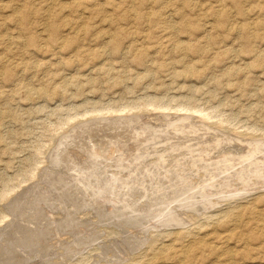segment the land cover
I'll list each match as a JSON object with an SVG mask.
<instances>
[{"label":"rangeland","instance_id":"rangeland-1","mask_svg":"<svg viewBox=\"0 0 264 264\" xmlns=\"http://www.w3.org/2000/svg\"><path fill=\"white\" fill-rule=\"evenodd\" d=\"M69 211L52 264H264V0H0V234Z\"/></svg>","mask_w":264,"mask_h":264},{"label":"bare ground","instance_id":"bare-ground-1","mask_svg":"<svg viewBox=\"0 0 264 264\" xmlns=\"http://www.w3.org/2000/svg\"><path fill=\"white\" fill-rule=\"evenodd\" d=\"M132 8H133V7H132ZM134 10H136V9H134ZM159 107H160V106H159ZM163 108H164V107H163ZM162 110H163V109H162ZM118 112H119V111H118ZM201 113H202V112H201ZM99 114H100V112H99ZM108 114H110V113H108ZM204 114H205V113H204ZM206 114H207V113H206ZM206 114H205V117H206ZM124 115H125V114H124ZM199 115H200V113H199ZM95 116H96V115H95ZM197 116H198V115H197ZM203 116H204V115H203ZM201 117H202V116H201ZM209 119H210V118H209ZM104 120H105V122L107 121L106 119H104ZM104 120H103V121H104ZM101 121H102V120H101ZM103 121H102V122H103ZM154 121H155V120H154ZM112 122H113V121H112ZM209 122H210V121H209ZM100 123H101V122H100ZM108 123H109V122H108ZM139 123H140V122H139ZM89 124H91V123H89ZM92 124H94V123L92 122ZM85 125H86V124H85ZM102 125H103V124H102ZM104 125H105V124H104ZM106 125H107V124H106ZM106 125H105V127H106ZM86 126H87V125H86ZM88 126H89V125H88ZM90 126H91V125H90ZM108 126H109V125H108ZM103 127H104V126H103ZM146 127H147V126H146ZM88 128H89V127H88ZM142 128H143V127H142ZM149 128H150V127H149ZM149 128H147V129H149ZM209 128H210V127H209ZM91 129H93V127H92ZM91 129L89 128V130H91ZM147 129H146V130H147ZM81 130H82V128H81ZM89 130H88V131H89ZM95 130H96V129H95ZM127 130H128V129H127ZM135 130H136V129H135ZM142 130H144V129H142ZM76 131H78V130H76ZM130 131H131V129H129V133H130ZM151 131H152L153 133L155 132V131H153V130H151ZM210 131H211V130H210ZM93 132H94V130H93ZM96 132H97V131H96ZM145 132H146V131H145ZM79 133H80V132H79ZM89 133H90V132H89ZM91 133H92V131H91ZM134 133H135V132H134ZM137 133H139V132H137ZM139 134H140V133H139ZM143 134H144V132H143ZM147 134H148V133H147ZM154 134H155V133H154ZM80 135H81V134H80ZM151 136H152V135H151ZM151 136H150V137H151ZM76 137H77V136H76ZM153 137H154V136H153ZM147 140H151V138H150V139H147ZM192 140H193V139H192ZM63 141H64V140H63ZM202 141H203V140H202ZM207 142H208V141H207ZM198 144H199V143H198ZM173 145H174V144H173ZM237 146L239 147V146H241V145H237ZM184 147H185V146H184ZM188 147H189V146H188ZM235 147H236V146H235ZM256 147H257V146H256ZM189 148H190V147H189ZM189 148H188V149H189ZM242 148H243V147H242ZM244 149H245V147H244ZM244 149L240 150V149H238V148L236 149V148H233V147H232V148H228V149H226V150H225V149H224V150H219L217 153L215 152V156H213V158H211L209 155H207V157H210V158H207L208 161L206 160V162L203 160V161L206 163L205 166H204V168L207 169V168H210V166L213 167L214 165L216 166L217 164H219V160L221 159L220 157H222V158L224 157L223 160H221V162H227V158H229V159H228L229 161H230V160H233V161H234V160H239L240 158H245V157H247V156H245L246 154L243 152ZM189 150H190V149H189ZM66 151H67V150L63 151V152H65L64 154H66ZM162 151H163V150H162ZM216 151H217V150H216ZM58 152H60V151H58ZM168 152H169V151H168ZM170 152H171V151H170ZM61 153H62V151H61ZM171 153H172V152H171ZM186 153H187V152H186ZM164 154H165V153H164ZM242 154H245V155H242ZM56 155H57V154H56ZM58 155H60V154H58ZM61 155H62V154H61ZM66 155H67V154H66ZM216 155H217V156H216ZM251 155H252V154H251ZM161 156H162V155H161ZM175 156H176V155H175ZM175 156L173 157L172 160H170V161L168 160V161H169V164H170L169 166H173V167H175L176 165H179L178 163H180V159H182V158H180L181 156L175 158ZM203 156H204V155H203ZM58 157H59V156H58ZM94 157H95V155H94ZM140 157H141V156H140ZM249 157H250V155H249ZM63 158H64V157H63ZM65 158H66V156H65ZM144 158H145V157H144ZM159 158H162V157H159ZM71 159H72V158H71ZM86 159H87V158H86ZM138 159H139V158H138ZM188 159L190 160V158H188ZM218 159H219V160H218ZM245 159H246V158H245ZM61 160H62V158H61ZM65 160H66V159H65ZM118 160H119V159H118ZM129 160H130V159H129ZM155 160H156V159H155ZM63 161H64V159H63ZM69 161H70V159H69ZM133 161H134V160H132V162H133ZM135 161H136V160H135ZM243 161H244V160H243ZM247 161H248V160H247ZM64 162H66V161H64ZM70 162H71V161H70ZM73 162H74V161H73ZM121 162H122V161H121ZM221 162H220V163H221ZM153 163H154V162H153ZM157 163H159V162L156 161V164H157ZM161 163H162V162H161ZM67 164H68L67 166L71 165V164H69L68 162H67ZM163 164L165 165L164 162H163ZM197 164H198V163H197ZM221 164H222V163H221ZM227 165H228V164H227ZM155 166H156V165H155ZM165 166H166V165H165ZM181 166H182V165H181ZM187 166H188V165H187ZM222 166H223V165H222ZM224 166H225V165H224ZM245 166H246V165H245ZM152 167H153V166H152ZM159 167H160V165H159ZM159 167H158V168H159ZM166 167H167V166H166ZM176 167H178V166H176ZM176 167H175V168H176ZM182 167H183V166H182ZM195 167H196V166H195ZM202 167H203V166H202ZM237 167H238V166H237ZM73 168H74V166H73ZM149 168H150V167H149ZM175 168H174V170H175ZM179 168H180V167H179ZM179 168H178V169H179ZM214 168H215V167H214ZM216 168H217V167H216ZM221 168H222V167H221ZM136 169H137V168H136ZM150 169H151V168H150ZM160 169H161V167L159 168V170H160ZM178 169H177V170H178ZM193 169H194V167H193ZM202 169H203V168H202ZM210 169H211V168H210ZM212 169H213V168H212ZM67 170H68V169H67ZM159 170H158V171H159ZM161 170H162V169H161ZM161 170H160V171H161ZM169 170H170V169H165L164 171H165L166 174H169V173L172 172L171 170H170V171H169ZM203 170H204V169H203ZM216 170H218V169H216ZM220 170H221V169H220ZM143 171H144V170H143ZM156 171H157V170H156ZM210 171H211V170H210ZM242 171H243V170H242ZM246 171H247V170H246ZM118 172H119V171H118ZM145 172H146V171H145ZM145 172H144V173H145ZM147 172H148V171H147ZM168 172H169V173H168ZM177 172H178V171H177ZM202 172H203V171H202ZM204 172H205V171H204ZM206 172H207V171H206ZM217 172H218V171H217ZM220 172H221V171H220ZM223 172H224V171H223ZM161 173H162V171H161L159 174H161ZM179 173H180V171H179ZM207 173H208V172H207ZM207 173H206V174H207ZM127 174H128V173H127ZM140 174L142 175V172H141ZM148 174H149V172H148ZM148 174L146 173V175H148ZM153 174H154V173H153ZM162 174H163V173H162ZM162 174H161V175H162ZM173 174H174V173H173ZM180 174H181V173H180ZM183 174L186 175L187 173L185 174V172H184ZM196 174H198V173H196ZM203 174H204V173H203ZM203 174H202V175H203ZM206 174H205V175H206ZM209 174H211V173H209ZM209 174H208V175H209ZM213 174H214V173H213ZM222 174H223V173H222ZM235 174H236V173H235ZM53 175H54V174H53ZM56 175H57V174H56ZM117 175H118V174H117ZM125 175H126V174H125ZM132 175H133V174H132ZM171 175H172V173H171ZM181 175H182V174H181ZM187 175H188V174H187ZM190 175H191V174H190ZM202 175H201V176H202ZM211 175H212V174H211ZM219 175H220V174H219ZM219 175H217V176H219ZM229 175H230V174H229ZM237 175H238V174H237ZM241 175H242V174H241ZM154 176H155V174H154ZM157 176H158V174H157ZM159 176H160V175H159ZM176 176H177V175L175 174V178L177 179ZM178 176H179V175H178ZM188 176H189V175H188ZM220 176H221V175H220ZM239 176H240V174H239ZM239 176H237V177H239ZM48 177H49V176H48ZM48 177H47V179H48ZM51 177H52V175H51ZM55 177H56V176H55ZM57 177H58V176H57ZM103 177H104V175H103ZM105 177H106V176H105ZM118 177H119V175H118ZM120 177H122V175H121ZM134 177H135V176H134ZM151 177H152V176H151ZM163 177H165V175H164ZM184 177H185V176H184ZM186 177H187V176H186ZM186 177H185V178H186ZM189 177H190V176H189ZM189 177H188V178H189ZM210 177H211V176H210ZM213 177H214V176H213ZM213 177H212V178H213ZM240 177H241V176H240ZM245 177H246V176H245ZM58 178H60V176H59ZM107 178H108V177H106V183H107V180H108ZM109 178H110V177H109ZM111 178H112V175H111ZM124 178H125V177H123V179H124ZM141 178H142V177H141ZM144 178H146V176H145ZM144 178H143V179H144ZM155 178H156V177H155ZM155 178H154V179H155ZM165 178H166V177H165ZM169 178H170V177H169ZM181 178H182V177H181ZM190 178H191V177H190ZM200 178H202V177H199V179H200ZM205 178H206V177H205ZM214 178H215V177H214ZM214 178H213V179H214ZM241 178H243V177H241ZM49 179H50V178H49ZM100 179H101V177H100ZM118 179H120V178H118ZM134 179H135V178H133V181H136V182H137V179H136V180H134ZM147 179H150V178H147ZM151 179H152V178H151ZM157 179H159V181H158L159 183H158L157 185H155V184H156V181H155V184H154L155 186H154V187L152 186V188H149V187L147 186V187H145V188H149L150 190H149V189H148V190L151 191V192H152V191H157L158 196H160L158 191L161 190V189L163 188V186L160 187V183H161L162 181H164V179H162L161 177H159V178H157ZM167 179H168V178H167ZM167 179H166V180H167ZM170 179H171V178H170ZM173 179H174V178H173ZM173 179H172V180H173ZM182 179H183V178H182ZM53 180H54V179H53ZM53 180H52V181H53ZM55 180H56V178H55ZM109 180H110V179H109ZM109 180H108V181H109ZM113 180H114V179H113ZM124 180H125V179H124ZM126 180H127V179H126ZM144 180L147 181L146 179H144ZM180 180H181V179H180ZM180 180L177 179L176 181H180ZM190 180H191V179H190ZM190 180H189V181H190ZM218 180H219V179H218ZM252 180H253V179H252ZM57 181H58V179H57ZM79 181H80V180H79ZM87 181H88V180H87ZM87 181H86V182H87ZM95 181H96V180H95ZM98 181H99V180H98ZM104 181H105V180H104ZM122 181H123V180H122ZM122 181H121V184H122ZM127 181H128V180H127ZM129 181H131L130 178H129ZM133 181H132V182H133ZM168 181H169V180H167V182H168ZM187 181H188V180H187ZM199 181H201V180H199ZM72 182H73V180H72ZM77 182H78V181H77ZM84 182H85V181H84ZM89 182H90V181H89ZM100 182H101V181H100ZM102 182H103V181H102ZM114 182H115V181H114ZM123 182H124V181H123ZM167 182H166V183H167ZM174 182H175V181H174ZM190 182H191V181H190ZM56 183H58V182H56ZM92 183H93V182H92ZM111 183H112V182H111ZM116 183H117V182H116ZM137 183H138V182H137ZM139 183H140V182H139ZM144 183L147 184V182H144ZM149 183H150V182H149ZM149 183H148V184H149ZM166 183H165V184H166ZM172 183H173V182H171L170 184H172ZM177 183H178V182H177ZM187 183L190 185L189 182H187ZM200 183H201V182H200ZM205 183H206V182H205ZM216 183H217V182H216ZM230 183H231V182H230ZM237 183H238V182H237ZM74 184H76V183H74ZM85 184H86V183H85ZM88 184H89V183H88ZM113 184H114V183H113ZM134 184H135V183H133V185H134ZM142 184H143V183H142ZM148 184H147V185H148ZM163 184H164V183H163ZM175 184H176V183H175ZM180 184H181V182H180ZM193 184H194V183H192L191 186H193ZM214 184H215V183H214ZM222 184H223V183H222ZM69 185H70V184H69ZM93 185H94V184H93ZM96 185L99 186V183H98V184L96 183ZM105 185H106V184H105ZM105 185H104V187H105ZM107 185H108V184H107ZM119 185H120V184H119ZM119 185H118V186H119ZM129 185H130V184H129ZM131 185H132V184H131ZM135 185H136V184H135ZM140 185H141V184H140ZM149 185H150V184H149ZM161 185H162V184H161ZM177 185H178V184H177ZM177 185H175V186H177ZM181 185H183V181H182V184H181ZM189 185H187V187H188ZM197 185H198V184H197ZM217 185H218V184H217ZM63 186H64V184H63ZM74 186H75V185H74ZM77 186H78V185H77ZM77 186H76V187H77ZM89 186H91V185H89ZM89 186H88V189H87V190L90 189ZM102 186H103V185H102ZM108 186H110V185H108ZM111 186L113 187V186H115V185H111ZM118 186H116V187H118ZM144 186H145V185H144ZM150 186H151V185H150ZM169 186H170V185L168 184V186H166V188H167V187L169 188ZM184 186H185V185H184ZM212 186H213V185H212ZM255 186H256V185H255ZM69 187H70V186H69ZM78 187H79V186H78ZM100 187H101V185H100ZM130 187H131V186H130ZM136 187H137V186H136ZM140 187H142V186H140ZM170 187H171V186H170ZM172 187H173V186H172ZM179 187H181V186H179ZM179 187H178V188H179ZM187 187H185V189H186ZM215 187H216V186H215ZM57 188H58V187H57ZM72 188L74 189L75 187L72 186ZM80 188H82L81 185H80ZM80 188H78V189H80ZM98 188H99V187H98ZM98 188H97V189H98ZM105 188L107 189V187H105ZM105 188H104V190H106ZM109 188H110V187H109ZM109 188H108V189H109ZM118 188H119V187H118ZM128 188H129V187H128ZM133 188H134V187H133ZM142 188H143V187H142ZM145 188H144V189H145ZM164 188H165V187H164ZM166 188H165V189H166ZM168 188H167V189H168ZM178 188H177V189H178ZM181 188H183V187H181ZM189 188H191V187L189 186ZM189 188H188V189H189ZM204 188H205V187H204ZM218 188H219V187H218ZM69 189H70V188H69ZM83 189H85V188H83ZM93 189H94V188H93ZM93 189H92V190H93ZM101 189H103V188L101 187ZM114 189H115V188H114ZM114 189H112V190L110 189V191H113ZM120 189H122L121 186H120ZM120 189H119V190H120ZM124 189H125V188H124ZM130 189H131V188H129L128 192L131 191ZM136 189H138V188H136ZM136 189H135V190H136ZM165 189H164V190H165ZM167 189H166V190H167ZM172 189L175 190L176 187H175V188H172ZM177 189H176V190H177ZM185 189H183V190H185ZM192 189H193V188H192ZM194 189L196 190L195 187H194ZM199 189H200V188H199ZM212 189H213V188H212ZM214 189H215V188H214ZM67 190H68V189H67ZM70 190H71V189H70ZM81 190H82V189H81ZM87 190H86V191H87ZM119 190H118V192H119ZM142 190H143V189H142ZM142 190H141V192H142ZM145 190H146V189H145ZM145 190H144V191H145ZM164 190H162V191H164ZM168 190H169V189H168ZM168 190H167V191H168ZM176 190H175V191H176ZM179 190H181V189L179 188L178 191H179ZM183 190H182V191H183ZM71 191H72V190H71ZM101 191H102V190H101ZM107 191H108V190H107ZM114 191H115V190H114ZM122 191H123V190H122ZM122 191H121V192H122ZM136 191H137V190H136ZM162 191H160V193H161ZM167 191H166V193H167ZM187 191H189V190H187ZM190 191H191V190H190ZM202 191H203V190H202ZM204 191H205V190H204ZM65 192H66V191H65ZM79 192H80V191H79ZM98 192H99V191H98ZM132 192H133V191H132ZM147 192H148V191H147ZM147 192H146V194H147ZM185 192H186V191H185ZM199 192H200V191H199ZM214 192H215V191H214ZM243 192H244V191H243ZM61 193H62V192H61ZM69 193H70V192H69ZM73 193H74V192H73ZM73 193H70V194H73ZM93 193H95V192H93ZM93 193H92V194H93ZM99 193H101V192H99ZM123 193H124V192H123ZM136 193H137V192H136ZM149 193H150V192H149ZM164 193H165V192H164ZM164 193H162L164 196H165V195H166V196L169 195V197H170V194H169V193H168V195H167V194H164ZM170 193H171V190H170ZM173 193H174V192H173ZM188 193H189V192H188ZM191 193H192V192H191ZM193 193H194V192H193ZM196 193H197V192H195V194H196ZM201 193H202V192H201ZM203 193H205V192H203ZM39 194H41V193H39ZM39 194H38V195H39ZM102 194H103V193H102ZM104 194H105V193H104ZM107 194H108V197H109V193H107ZM111 194H113V193H111ZM114 194H115V193H114ZM120 194H121V193H120ZM126 194H127V193H126ZM128 194H129V193H128ZM128 194H127V196H128ZM133 194H134V193H133ZM142 194H144V193H142ZM142 194H139V196L142 195ZM146 194H145V195H146ZM154 194H156V192L153 193V194H151V195L153 196ZM174 194H175V193H174ZM177 194H180V193H176V195H177ZM182 194H183V193H182ZM184 194H185V193H184ZM184 194H183V195H184ZM41 195H42V194H41ZM45 195H46V194H45ZM62 195H63V193H62ZM62 195H60V196H62ZM68 195H69V194H68ZM118 195H119V194H118ZM118 195H115V196H118ZM124 195H125V194H124ZM147 195H148V194H147ZM156 195H157V194H156ZM193 195H194V194H192L191 196H193ZM198 195H200V194L198 193ZM26 196H27V194H26ZM39 196H40V195H39ZM39 196H38V197H39ZM72 196H73V195H72ZM86 196H87V195H86ZM100 196H101V198H102V195H99V196H97V197H100ZM110 196H111V195H110ZM113 196H114V195H112L111 197H113ZM177 196H178V195H177ZM179 196H180V195H179ZM179 196H178V198H179ZM187 196H188V195H187ZM187 196H186V197H187ZM91 197H92V196H90V198H91ZM121 197H123V195H122ZM121 197L119 196L118 198H121ZM130 197H131V196H130ZM143 197H144V195H143ZM149 197H150V195H149ZM153 197H157V196H153ZM162 197H163V196H162ZM174 197H175V196H173V198H174ZM183 197H184V196H183ZM188 197H190V194H189ZM188 197H187V198H188ZM202 197H204V196H202ZM24 198H26V197H24ZM43 198H44V197H43ZM43 198H41V200L44 201ZM65 198H66V197H65ZM67 198H68V197H67ZM101 198H100V199H101ZM105 198H106V197H105ZM123 198H124V197H123ZM123 198H121V201H122ZM127 198H129V197H127ZM139 198H141V197H139ZM144 198H145V197H144ZM160 198H161V196H160ZM187 198H186V200H187ZM192 198H193V197H192ZM192 198H191V200H192ZM207 198H208V197H207ZM98 199H99V198L94 199V201H95V200H98ZM103 199H104V197H103ZM114 199H116V198L114 197ZM152 199H153V198H152ZM168 199H170V198H168ZM168 199L166 198V199L164 200L165 203H166V200L168 201ZM175 199H176V197H175ZM179 199H180V198H179ZM188 199H189V198H188ZM202 199H203V198H202ZM202 199H201V200H202ZM204 199H205V197H204ZM39 200H40V199H39ZM81 200H82V199H81ZM87 200H88V199H87ZM90 200H91V199H90ZM101 200H102V199H101ZM106 200H107V199H106ZM133 200H135V199H133ZM136 200H137V199H136ZM136 200H135V201H136ZM140 200H141V199H140ZM147 200H148V199H147ZM147 200H146V201H147ZM156 200H157V199H156ZM156 200H155V201H156ZM184 200H185V198H184ZM206 200H207V199H206ZM15 201H17V200H15ZM45 201H46V200H45ZM98 201H99V200H98ZM117 201H118V200H117ZM125 201H127V200L125 199ZM125 201H124V203H125ZM129 201H130V200H129ZM129 201H128V202H129ZM135 201H133V202H135ZM137 201H139V200H137ZM171 201H172V196H171ZM171 201H170V202H171ZM177 201H178V199H177ZM187 201H188V200H187ZM187 201H186V202H187ZM192 201H193V200H192ZM19 202H20V201H19ZM22 202H23V201H22ZM46 202H48V201H46ZM69 202H70V200H69ZM71 202H72V200H71ZM99 202H101V201H99ZM103 202L105 203V199L103 200ZM109 202H110V201H109ZM111 202L113 203L114 201L111 200ZM115 202H116V201H115ZM115 202H114V203H115ZM131 202H132V201H131ZM149 202H150V201H149ZM152 202H153V204H155L157 201L154 203V200H153ZM175 202H176V201H175ZM178 202H180V201H178ZM181 202H182V201H181ZM181 202H180V203H181ZM184 202H185V201H184ZM186 202H185V203H186ZM189 202H190V201H189ZM202 202H203V204H204V200H203ZM205 202H207V201H205ZM209 202H210V201H209ZM77 203H79V202H77ZM122 203H123V202H122ZM138 203H139V202H138ZM159 203H161V202L159 201ZM165 203H164V204H165ZM167 203H169V202H167ZM173 203H174V201H173ZM173 203H172V204H173ZM194 203H195V202H194ZM17 204H18V203H17ZM55 204H56V203H55ZM82 204H83V203H82ZM82 204H81V205H82ZM87 204H88V202H87ZM87 204L85 203L84 205H87ZM98 204H100V203H98ZM117 204L119 205V203L116 202L115 205H117ZM126 204H127V203H126ZM145 204H146V203H145ZM175 204H177V203H175ZM183 204H184V203H183ZM183 204H182V205H183ZM186 204H187V203H186ZM198 204H199V203H198ZM209 204H210V203H209ZM52 205H53V204H52ZM81 205H80V206H81ZM84 205H83V206H84ZM100 205H101V207H102V204H100ZM105 205H106V203H105ZM105 205H104L103 207H105ZM107 205H108V203H107ZM107 205H106V206H107ZM112 205H113V204H112ZM112 205H111V206H112ZM118 205H117V206H118ZM120 205H122V204L120 203ZM133 205H134V204H133ZM135 205H136V204H135ZM135 205H134V206H135ZM155 205H157V207H160V208H161L160 205L158 206V203H156ZM162 205H163V202H162ZM166 205H167V204H165V206H166ZM168 205H169V204H168ZM178 205H180V204H178ZM182 205H180V207H181ZM190 205H191V204H189V206H190ZM199 205H200V204H199ZM199 205H198V206H199ZM83 206H82V207H83ZM123 206H125V205H123ZM128 206H129V208H130V205H128ZM128 206H126V207H128ZM131 206H132V205H131ZM134 206H133V207H134ZM145 206H146V205H145ZM148 206H150V205H148ZM170 206H171V205H169L168 207H170ZM187 206H188V205H187ZM194 206H195V204H194ZM201 206H203V205H201ZM82 207H80V208L82 209ZM84 207H86V206H84ZM121 207H122V206H121ZM121 207H119V208L121 209ZM153 207H156V206L153 205ZM162 207H163V206H162ZM172 207H173V206H171V208H172ZM174 207H175V206H174ZM177 207H178V206H176V208H177ZM184 207H185V205L183 206V208H184ZM73 208H74V207H73ZM86 208H90V207L88 206V207H86ZM110 208H111V210H112V207H110ZM124 208H125V207H124ZM131 208H132V207H131ZM141 208H143V207H141ZM144 208H145V207H144ZM144 208H143V210H144ZM148 208H149V207H148ZM150 208H151V206H150ZM165 208L167 209V207H165ZM188 208H189V207H188ZM53 209H54V208H53ZM68 209H69V208H68ZM83 209H84V208H83ZM92 209H93V208H92ZM92 209H91V210H92ZM95 209H96V208H95ZM117 209H118V208H117ZM117 209H116V211H117ZM145 209H146V208H145ZM155 209H156V208H155ZM162 209H163V208H162ZM169 209H170V208H169ZM173 209H174V208H173ZM199 209H200V208H199ZM96 210H97V209H96ZM104 210H105V209H104ZM111 210H110V212H114L115 208H114V210H112V211H111ZM122 210H123V209H122ZM134 210H136V209H134ZM146 210H147V209H146ZM157 210H158V209H157ZM157 210H155V211H157ZM159 210H160V209H159ZM159 210H158V211H159ZM171 210H172V209H171ZM171 210H170V212H174V211H175V210H174V211H173V210L171 211ZM178 210H180V209H177V211H178ZM181 210H182V209H181ZM44 211H45V210H44ZM101 211H102V209H101ZM101 211L98 210V213L100 212V214H101ZM107 211H108V208H107ZM116 211H115V212H116ZM123 211H125V210H123ZM132 211H133V210H132ZM160 211H163V214H164V210H160ZM166 211H167V210H165V212H166ZM168 211H169V210H168ZM168 211H167V212H168ZM39 212H40V213H43V209L41 208ZM71 212L73 213L74 211L71 209ZM75 212H77V211H75ZM75 212H74V213H75ZM93 212L96 213L97 211L93 210ZM93 212H91V213H93ZM105 212H106V211H105ZM126 212H127V211H126ZM129 212H130V211H129ZM144 212H145V211H144ZM45 213H46V211H45ZM45 213H43L44 215H42V216L45 217L46 214H48L49 212L46 213V214H45ZM119 213L121 214V211H119ZM132 213H133V212H132ZM134 213H135V212H134ZM141 213H142V212H141ZM141 213H140V214H141ZM151 213H152V212H151ZM156 213H157V212H156ZM156 213H155V215H156ZM158 213H159V215H161L160 212H158ZM161 213H162V212H161ZM168 213H169V212H168ZM168 213H167V214H168ZM175 213H176V212H175ZM181 213H182V212H181ZM100 214H99V215H100ZM104 214H105V213H104ZM104 214H103V212H102V215H103V216H104ZM117 214H118V213H117ZM126 214H127V213H126ZM143 214H144V213H143ZM152 214H154V213H152ZM54 215H55V214H54ZM73 215H74V214H73ZM76 215H77V214H76ZM109 215H110V214H109ZM111 215H113V214H111ZM123 215H124V214H123ZM135 215H136V214H135ZM146 215H147L148 218H144V217H145V214L143 215V217H142L141 215H140V218L138 217V218L140 219V222H139V223L143 224L144 220H147V221L149 220V221H150L151 219H153V217L156 218L155 215H154V216H151L150 213H149V215H148L147 212H146ZM165 215H166V213H165ZM170 215H171V214H170ZM192 215H193V214H192ZM42 216H41V218H43ZM47 216H48V215H47ZM47 216H46V217H47ZM50 216H51V215H50ZM80 216H81V215H80ZM90 216H91V214H89V216H88V213H86L85 215H82V217H81L80 219H78L77 223H74V219H75L76 216L73 217L72 214L70 213V211H69L68 215H63V216H62V215H61V216H56V215H55V216H53V217L51 216V219H53L52 221H50V220H49L50 222H46V221H45L46 223H44V222L41 223V226H40V224H39L40 227L36 224V225L39 227V229L37 228L38 230H35V227H34V229H33V228H31V226H30V227H29V226H26V227L24 226V228H23L24 232L21 233L20 236H19V234H18V235L15 234V230H17V229H16L14 226H11V227H9V228L6 227L5 232L3 231L4 233L1 232V234H0V264H50L51 262H49V261H51V256L53 255V254L50 252V251L52 250V249H51L52 246H50V245H51L50 243H52V242L49 241V239H50V234H51V232L53 231V230H51V232H50V229H51L52 225H55V226L57 225V227H58V226H61V227H62L63 229H65V230H66V229L68 230L69 227L71 228V226H76L78 223H79L80 226H81V225H84V226H85L86 224H88V223H90V222L92 221V219H91L92 217H90ZM105 216L107 217V214H105ZM114 216H115V218H116V215H114ZM126 216H127V215H126ZM136 216H138V215H136ZM162 216H164V215H162ZM109 217H110V216H109ZM117 217H119V215H117ZM121 217H122V216H121ZM124 217H125V216H124ZM129 217H130V215H129ZM133 217H135V216H133ZM158 217H159V216L157 215V219H158ZM184 217H185V216H184ZM49 218H50V217H49ZM102 218H103V217H102ZM104 218H105V217H104ZM104 218H103V219H104ZM115 218H114V219H115ZM127 218H128V217H127ZM127 218H125V219H127ZM131 218H132V217H131ZM131 218H130V219H131ZM159 218H160V219H158L157 221H159V220L162 221V220H161V217H159ZM167 218H169V219L164 218V220H163V221L161 222V224H159V225H160V226H161V225L170 226V225L173 224V222L175 223V221L182 222V221L185 219V218H184V219H181L178 215H174V216H171V217H170V216H169V217L167 216ZM44 219H45V218H44ZM76 219H77V217H76ZM90 219H91V221H89ZM100 219H101V217H100ZM107 219H108V218H107ZM110 219H111V217H110ZM116 219H117V218H116ZM123 219H124V218H122V221H123ZM162 219H163V218H162ZM165 219H166V220H165ZM45 220H46V219H45ZM105 220H106V219H105ZM127 220H128V219H127ZM131 220H132V219H131ZM131 220H130V221H131ZM37 221H38V220H37ZM42 221H43V220H42ZM125 221H126V220H125ZM133 221H134V218H133ZM133 221H131V222H133ZM153 221L155 222V220H153ZM75 222H76V220H75ZM128 222H129V221H128ZM150 222H151V221H150ZM154 222H151V223H154ZM71 223H73V224H71ZM123 223H124V221H123ZM158 223H159V222H157V224H158ZM170 223H172V224H170ZM182 223H183V222H182ZM90 224H91V223H90ZM118 224H119V223H118ZM131 224H132V223H131ZM131 224H130V225H131ZM134 224H135V222H134ZM141 224H140V225H141ZM144 224H146V223H144ZM180 225H181V224H180ZM76 227H77V226H76ZM81 227H82V226H81ZM151 227H152V225H151ZM151 227H150V228H151ZM156 227H157V226H156ZM84 228L87 230L88 227H87V228H86V227H83V230H85ZM57 229H58V228H57ZM60 229H61V228H60ZM60 229H59V230H60ZM71 229L73 230V228H71ZM76 229H78V228H76ZM145 229H146V228H145ZM3 230H4V229H3ZM55 230H56V228H55ZM59 230H58V231H59ZM65 230H64V231H65ZM67 230H66V231H67ZM72 230H71V231H72ZM74 230H75V229H74ZM58 231H57V232H58ZM62 231H63V230H62ZM75 231H76V230H75ZM52 233H53V232H52ZM60 233H61V232H60ZM63 233H64V232H63ZM71 233H72V232H71ZM78 233H79V231H78ZM108 233H109V232H108ZM55 234H56V233H55ZM53 235H54V234H53ZM53 235H52V236H53ZM57 235H59V233H58ZM61 235H62V234H61ZM72 235H74L75 238H72L71 240H70V239H69V240L72 241V242H74L73 244H75V245H77V244L80 245L81 242H78V241H81V239L77 241V240H76V239H78V238L76 237L77 234H72ZM78 235H79V234H78ZM8 236H9V237H8ZM52 236H51V238H52ZM79 236H80V235H79ZM88 236H89V234H88ZM94 236H95V235H94ZM94 236H93V237H94ZM130 236H131V235H130ZM141 236H142V235H141ZM48 237H49V238H48ZM81 237H82V236H81ZM86 237H87V236H86ZM96 237H98V236H96ZM124 237H125V236H124ZM135 237H136V236H135ZM82 238H83V237H82ZM126 238H128V237H125V238H124V239H125V240L123 241L124 245H127L129 242H131L130 240H127ZM139 238H140V237H139ZM139 238H138V239H139ZM83 239H84V238H83ZM93 239H94V238H93ZM97 239H98V238H97ZM126 240H127V241H126ZM136 240H137V239H136ZM140 240H141V239H140ZM51 241H52V240H51ZM94 241H96V239H95ZM98 241H99V240H98ZM141 241H142V240H141ZM49 242H50V243H49ZM64 242H65V241H64ZM67 242H68V241H67ZM88 242H89V241H88ZM96 242H97V241H96ZM79 243H80V244H79ZM135 243H136V241H135ZM56 244H57V243H56ZM65 244H66V243H65ZM87 244H88V243H87ZM129 244H130V243H129ZM129 244H128V246H129ZM131 244H132V243H131ZM131 244H130V245H131ZM124 245H123V247L125 248V250H128L127 247L124 246ZM136 245H137V244H136ZM138 245H139V243H138ZM132 246H133V245H132ZM132 246H129V249H131ZM114 247H115V246H114ZM85 248H86V247H85ZM107 248H108V247H107ZM116 248H117V247H116ZM119 248H120V247H119ZM104 249H105V248H104ZM121 249H122V248H121ZM132 249H133V248H132ZM132 249H131V250H132ZM105 250H107V249H105ZM105 250H104V251H105ZM108 250H109V249H108ZM118 250H119V249H118ZM69 252H70V251H69ZM71 252H72V251H71ZM20 253H22V254H20ZM113 254H114V253H113ZM67 255H69V254H67ZM117 255H118V254H117ZM32 256H33V257H32ZM34 256H35V257H34ZM180 256H181V255H180ZM31 258H33L32 262L30 261ZM115 258H116V257H115ZM51 264H52V263H51Z\"/></svg>","mask_w":264,"mask_h":264}]
</instances>
